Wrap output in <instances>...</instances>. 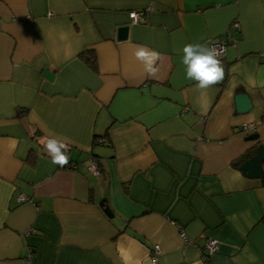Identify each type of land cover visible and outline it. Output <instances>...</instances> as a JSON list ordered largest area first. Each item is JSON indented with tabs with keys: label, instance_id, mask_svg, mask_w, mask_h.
<instances>
[{
	"label": "crops",
	"instance_id": "crops-1",
	"mask_svg": "<svg viewBox=\"0 0 264 264\" xmlns=\"http://www.w3.org/2000/svg\"><path fill=\"white\" fill-rule=\"evenodd\" d=\"M228 33L224 79L202 92L182 49ZM138 45L162 54L155 77ZM241 91L252 107L238 113ZM46 136L75 166L51 163ZM258 144L264 0H0V264H205L207 236L212 264H264V180L235 165Z\"/></svg>",
	"mask_w": 264,
	"mask_h": 264
},
{
	"label": "clouds",
	"instance_id": "clouds-1",
	"mask_svg": "<svg viewBox=\"0 0 264 264\" xmlns=\"http://www.w3.org/2000/svg\"><path fill=\"white\" fill-rule=\"evenodd\" d=\"M135 16V13L131 14ZM223 48L209 47L207 44L188 43L182 49V64L185 66L186 79L195 82L198 90L206 91L224 79L225 69L220 57ZM136 60L144 66L149 77L158 72L157 62L162 54L146 45H138L134 51ZM34 131V130H33ZM44 152L50 157L53 165L63 168L69 163V145L65 140L46 136L40 141ZM95 169V165H91Z\"/></svg>",
	"mask_w": 264,
	"mask_h": 264
},
{
	"label": "built area",
	"instance_id": "built-area-1",
	"mask_svg": "<svg viewBox=\"0 0 264 264\" xmlns=\"http://www.w3.org/2000/svg\"><path fill=\"white\" fill-rule=\"evenodd\" d=\"M144 12H145L144 10H139V11L132 10V11H130L129 12V17H130L131 22L132 23H136V22L140 21L142 19V16H143ZM133 13H135V16L131 15ZM27 18H29L28 15H27ZM231 27H232V29H237L238 28V23L236 21L232 22L231 23ZM234 41H235L234 37H232L231 34L228 33V34H226V35H224L222 37H219L217 39H213L212 41H210L208 43V46L209 47L215 46L217 48H223V50H224L223 54H222V56H223L224 52H225L226 45L228 43L234 42ZM254 128H255V123H253V122L244 123L241 126V129L243 131H246V132L254 131ZM93 164L95 165V169H93L91 167V165H93ZM66 166L67 167H73V166H75V164L73 162L69 161L68 165H66ZM87 167H88L89 170L93 171L94 173H98L97 162H96V160L93 157L90 158L89 164H88ZM23 199H25V196L22 193L17 195V200L21 201ZM30 230L31 229H28L26 231V233L30 232ZM181 235H182L183 240L185 242H189L190 241L189 239H187L185 237L184 233H181ZM217 248H218L217 239H215L213 237H208V236L204 237L203 243L198 246V250H199L201 259L203 260V262L205 264H212L211 256L217 251ZM159 251H160L159 246L158 245H154L153 246V252H152V254L150 256V258H151V260L153 262H155L157 260V255H158ZM30 255H31V252L29 251V253L26 256V259L29 258Z\"/></svg>",
	"mask_w": 264,
	"mask_h": 264
},
{
	"label": "water",
	"instance_id": "water-1",
	"mask_svg": "<svg viewBox=\"0 0 264 264\" xmlns=\"http://www.w3.org/2000/svg\"><path fill=\"white\" fill-rule=\"evenodd\" d=\"M128 26L121 25L117 28V38L124 39L127 35ZM43 76L45 78L51 79L52 72L48 69L43 70ZM235 103V110L238 113H243L251 109L252 103L247 93L238 92L233 97ZM246 139L256 140L258 138V133L254 132L248 134ZM238 169L241 173L248 178H259L264 180V144H258L256 146V154L252 157L244 159L239 165ZM100 204H103L101 201ZM104 212L110 217L111 211L109 207L104 206Z\"/></svg>",
	"mask_w": 264,
	"mask_h": 264
},
{
	"label": "trees",
	"instance_id": "trees-1",
	"mask_svg": "<svg viewBox=\"0 0 264 264\" xmlns=\"http://www.w3.org/2000/svg\"><path fill=\"white\" fill-rule=\"evenodd\" d=\"M79 57L92 69L96 68V58H95V54L93 52V50L91 49H85L83 50L80 54ZM95 140H97L96 136H95ZM245 157V155L239 157L236 161H235V165H239L240 162H242V159ZM94 158V157H93ZM95 159V158H94ZM246 159V158H245ZM96 160V159H95ZM97 162V160H96ZM97 168L98 171H100L99 169V165L97 162Z\"/></svg>",
	"mask_w": 264,
	"mask_h": 264
}]
</instances>
